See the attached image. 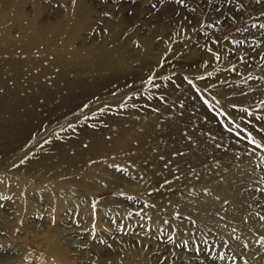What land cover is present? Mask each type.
Here are the masks:
<instances>
[{
    "label": "rangeland",
    "instance_id": "rangeland-1",
    "mask_svg": "<svg viewBox=\"0 0 264 264\" xmlns=\"http://www.w3.org/2000/svg\"><path fill=\"white\" fill-rule=\"evenodd\" d=\"M0 2L69 59L0 87V264H264V0Z\"/></svg>",
    "mask_w": 264,
    "mask_h": 264
},
{
    "label": "bare ground",
    "instance_id": "bare-ground-1",
    "mask_svg": "<svg viewBox=\"0 0 264 264\" xmlns=\"http://www.w3.org/2000/svg\"><path fill=\"white\" fill-rule=\"evenodd\" d=\"M12 8L11 3L0 2V87L7 93L11 92L12 86L19 82L28 81L30 83L31 80H35L36 83H39L41 80L47 78V65L49 67L51 65L55 66L64 58L69 61L68 54L63 50V45L55 40V30L53 29L41 32L28 22L25 25H16L19 40L12 39L9 42L7 40L8 29L14 26L11 25L13 24V20L9 16ZM20 15V19L23 22L25 17L22 12H20ZM18 44L20 45V56L15 54L16 49L13 48ZM117 45L116 42L111 48H107L100 54L94 55L92 61L99 65L108 62L116 55L118 50ZM9 65L10 68H8ZM166 131L169 132L170 127ZM129 147L132 150L136 148L132 140L129 141ZM205 172L213 175V178L216 177L214 176L215 170H205ZM216 182L218 180L214 179L212 186L218 185ZM218 192L225 198L236 200L237 204L239 203L245 207L248 205L246 201L231 193L227 187H222Z\"/></svg>",
    "mask_w": 264,
    "mask_h": 264
},
{
    "label": "snow or ice",
    "instance_id": "snow-or-ice-1",
    "mask_svg": "<svg viewBox=\"0 0 264 264\" xmlns=\"http://www.w3.org/2000/svg\"><path fill=\"white\" fill-rule=\"evenodd\" d=\"M261 27H264V25H261ZM151 82V81H149ZM205 103L207 104V101H205ZM253 143H255V141H253ZM257 147H259V145H257Z\"/></svg>",
    "mask_w": 264,
    "mask_h": 264
}]
</instances>
